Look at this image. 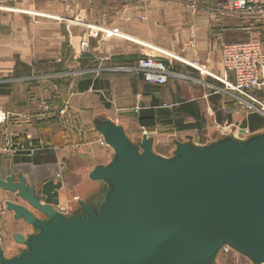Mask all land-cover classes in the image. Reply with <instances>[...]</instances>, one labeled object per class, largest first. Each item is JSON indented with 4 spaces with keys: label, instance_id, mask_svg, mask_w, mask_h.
I'll list each match as a JSON object with an SVG mask.
<instances>
[{
    "label": "crops",
    "instance_id": "0c3cea01",
    "mask_svg": "<svg viewBox=\"0 0 264 264\" xmlns=\"http://www.w3.org/2000/svg\"><path fill=\"white\" fill-rule=\"evenodd\" d=\"M94 6V16L81 8L71 11L73 26L56 24L61 15L52 11L21 12L47 18L52 31L57 25V45L51 40L45 55L53 68L65 71L48 75L46 80L54 81L41 87L34 65L43 52L23 51L0 75V110L11 114L0 122V178L16 179L20 172L29 183L60 180L67 190L60 206L68 212L99 186L88 179L89 172L112 157L93 119L103 117L122 126L131 139L145 128L153 130L147 136L154 137L156 154L155 136L164 132L184 138L192 136L189 132H204L211 140L214 125L238 124L240 117L245 128L248 116L238 94L216 90L214 81L220 82L204 72L222 75V44L255 40L264 50V18L248 20L233 13L228 0H94ZM84 22L100 30L117 29L120 35L106 39L100 34L82 52ZM33 45L23 42L20 47ZM145 56L163 61L176 76L165 86H153L127 71ZM62 78L66 83L57 88L55 80ZM254 96L264 102V89ZM185 124L195 129L177 130ZM30 147L40 151L29 155L24 150Z\"/></svg>",
    "mask_w": 264,
    "mask_h": 264
},
{
    "label": "water",
    "instance_id": "95a60500",
    "mask_svg": "<svg viewBox=\"0 0 264 264\" xmlns=\"http://www.w3.org/2000/svg\"><path fill=\"white\" fill-rule=\"evenodd\" d=\"M93 128L112 150L88 179L98 183L76 208L60 213L61 181L0 178L22 247L0 264H219L226 247L264 264V128L238 137L234 127L211 141L173 140L168 156L146 134L131 139L103 117Z\"/></svg>",
    "mask_w": 264,
    "mask_h": 264
},
{
    "label": "rangeland",
    "instance_id": "374dc122",
    "mask_svg": "<svg viewBox=\"0 0 264 264\" xmlns=\"http://www.w3.org/2000/svg\"><path fill=\"white\" fill-rule=\"evenodd\" d=\"M79 8L82 9L81 11L87 10L88 13H92V16L97 12L94 6V0H0V75H2L1 73H4L1 69L4 70L7 67L6 63L10 62L13 58L16 59L20 52L34 51L37 53L40 51L43 52V54L38 55L39 59L37 60L36 65H34V76L39 80L41 87H46L47 81L52 83L54 80H46L48 75L50 76L53 72L62 73L65 71L62 67L53 68V66L49 64L45 55L47 48L51 47V40H53L54 45H57L59 29L57 25L55 26L54 31H52L51 27L48 28V19L45 17H33L21 12L47 14V12L52 11L61 15L58 18L59 21H56V24L60 23L61 25L68 24L69 26H73V23L71 22H73L72 15L74 13L71 11L78 12ZM69 10L70 12L68 13ZM84 24L95 28L94 25L92 26L87 22H84ZM89 30L90 29L86 28V36ZM23 42L35 44V46L33 45V49L30 48L24 50V48L20 47ZM172 60L176 61L175 59ZM20 71L23 72L22 69H20ZM55 82H58L56 85L57 88L59 85L63 87L66 83L64 78L56 79ZM214 84L216 90H219V88L224 89V86L221 85V83L217 84V82L214 81ZM240 105L243 107L242 109L245 111L246 116H248L247 119L251 114H257L264 120V115L261 114V112H257L256 109L249 110L246 108L245 104L241 102ZM256 108H258V106H256ZM237 122L238 124H232L231 126L234 127L235 134L238 137H242L246 133L245 128H243L242 125V117H240ZM231 126L222 125L221 128H228L226 131H229ZM214 127L217 131L218 129H216V125H214ZM152 131L145 128V130H142L143 133H139L138 135H150L153 133ZM187 134L192 135L194 137V142L199 144L211 141L208 135H205L204 132H189ZM127 135H131L129 131H127ZM156 139L158 142L155 146V150L161 155H170L174 149L172 140L184 141L186 137L184 138L181 134L174 135V132L172 131L164 132L160 135L158 134L155 136V140ZM14 200V197L8 192L0 190V248L4 250V254L7 258L16 255L19 249L22 248L14 244L11 238L14 231L18 230L19 227L18 224L13 223V220L11 219L12 215L5 210L4 205L5 202ZM28 232L29 231L26 229H23L22 233L26 234ZM219 264H249V262L243 257L228 250L227 252L220 254Z\"/></svg>",
    "mask_w": 264,
    "mask_h": 264
},
{
    "label": "built area",
    "instance_id": "2783aa9c",
    "mask_svg": "<svg viewBox=\"0 0 264 264\" xmlns=\"http://www.w3.org/2000/svg\"><path fill=\"white\" fill-rule=\"evenodd\" d=\"M228 3L233 13L242 15L248 20L264 18V0H228ZM86 28L90 30L86 38L80 42V51L82 52L88 50L89 39H95L100 34L106 39L120 35L117 29L100 30L88 25ZM220 63L222 68L220 77L206 71L204 73L220 82L225 90L238 94L239 101L245 104L247 109H256L257 112L264 115V102L254 96L256 91L264 89V50L261 42L249 40L234 44H222L220 47ZM127 71L139 74L146 84L153 86H165L172 77L176 76L167 64L150 56L139 59L136 66L127 68ZM47 109L44 108L45 111ZM10 115V113L0 110V122L6 121ZM216 129L225 131L227 128L223 129L221 126L216 125ZM245 131V135L250 133L247 129ZM24 151L29 155H35L40 151V148L30 147ZM57 210L60 213L68 212L62 206H58ZM228 250L225 247L220 254Z\"/></svg>",
    "mask_w": 264,
    "mask_h": 264
},
{
    "label": "trees",
    "instance_id": "16d2710c",
    "mask_svg": "<svg viewBox=\"0 0 264 264\" xmlns=\"http://www.w3.org/2000/svg\"><path fill=\"white\" fill-rule=\"evenodd\" d=\"M90 85V83L88 84ZM250 133L264 128V120L257 114H251L248 118L247 124L244 126ZM195 129L194 124L179 125L178 131H189ZM35 162V161H34Z\"/></svg>",
    "mask_w": 264,
    "mask_h": 264
},
{
    "label": "flooded vegetation",
    "instance_id": "af4514ba",
    "mask_svg": "<svg viewBox=\"0 0 264 264\" xmlns=\"http://www.w3.org/2000/svg\"><path fill=\"white\" fill-rule=\"evenodd\" d=\"M58 178H60V175H58ZM58 181H60V180H58ZM60 206V205H59Z\"/></svg>",
    "mask_w": 264,
    "mask_h": 264
},
{
    "label": "bare ground",
    "instance_id": "6f19581e",
    "mask_svg": "<svg viewBox=\"0 0 264 264\" xmlns=\"http://www.w3.org/2000/svg\"><path fill=\"white\" fill-rule=\"evenodd\" d=\"M228 129V128H227Z\"/></svg>",
    "mask_w": 264,
    "mask_h": 264
}]
</instances>
